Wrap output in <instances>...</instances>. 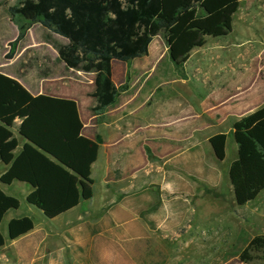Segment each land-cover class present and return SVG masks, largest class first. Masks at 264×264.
<instances>
[{
  "label": "crops",
  "instance_id": "crops-1",
  "mask_svg": "<svg viewBox=\"0 0 264 264\" xmlns=\"http://www.w3.org/2000/svg\"><path fill=\"white\" fill-rule=\"evenodd\" d=\"M17 5L18 0H0V22L4 24L0 28V74L19 83L32 97L46 96L74 102L82 124L81 136L98 145V155L91 168L93 197L90 201L81 202L76 208L53 220H47L41 212L34 208L32 210L29 205L28 211L23 214L18 211L7 213L1 225L5 238L7 225L11 220L30 218L34 228L15 241H6L5 246L0 248V261L6 264H63L67 262V249L71 246L83 255L84 262L107 264L110 255H116L117 252L147 254L153 236L159 240H171L177 236L175 226L184 221L202 222L201 233L204 236L216 232L218 224L213 223L221 222L225 217L221 209L227 202L221 197L224 191L228 192L229 199L236 206L227 177L228 166L236 158V147L232 139H228L226 155L230 160L226 161L225 158L223 163H219L208 141L217 135H229L234 123L264 105L248 109L243 105L246 109L236 107L235 95L244 91L238 84L235 85L236 88L232 86L227 89L226 93L214 88L203 98L205 100L199 102L178 101L181 94L178 88L168 92L171 102H156L153 106L136 103L135 94L138 89L131 85L134 82L132 68L144 65L147 57H143L128 64L112 62L114 86L120 87L127 81L128 75L130 87L120 96L124 100L119 102L116 99L103 116H95L92 112L96 106L92 97L95 91L91 89V85L80 89V92L74 91V87L68 89V83H61L67 79L68 72L57 55L61 40L39 24L28 26L23 19L12 20L8 9ZM23 25L28 27L27 34L13 47L12 58L6 60L9 45L18 37V26ZM203 47L198 50H203ZM242 57L243 52L236 53L233 58L235 62L228 65L226 76L235 72L232 66H236V71L241 68ZM16 64L18 75L16 71L14 74L8 71ZM40 67L46 69L45 74H39ZM32 70L34 72L31 73ZM186 75L190 79L187 71ZM187 89L195 97L197 88L189 86ZM157 103L158 112L155 115L162 114V118L159 116L151 119L148 118L150 113H141L145 107L153 109ZM20 125L21 121H14L11 130L19 142L16 156L27 143L17 133ZM162 129L164 132H159ZM160 142L162 146L155 145ZM231 147L232 155L229 153ZM147 155L160 161L156 180L147 174L139 177L132 174V161L135 157L140 158L142 165L146 164L143 169L152 164ZM186 155H189L190 162L202 169L199 176L202 175L204 179V174H211L209 188L217 197L199 196L198 199H193L191 191L188 196L182 192V175L191 174L182 168ZM223 164H226L224 169L221 168ZM7 170L8 167L0 165V176ZM0 189L13 198L20 195L25 204L32 191L30 186L18 182L10 186L0 184ZM126 193H131V198L118 197ZM204 205L208 208L201 212L199 209ZM151 223L155 226L154 230L150 228ZM118 238H122V244L118 243ZM176 245L179 250L180 244ZM130 261L133 262V258Z\"/></svg>",
  "mask_w": 264,
  "mask_h": 264
},
{
  "label": "trees",
  "instance_id": "trees-1",
  "mask_svg": "<svg viewBox=\"0 0 264 264\" xmlns=\"http://www.w3.org/2000/svg\"><path fill=\"white\" fill-rule=\"evenodd\" d=\"M242 0H18L8 9L12 20L20 18L28 26L39 24L61 40L59 60L68 71L94 76L96 106L92 112L103 116L127 86L116 88L112 62L123 64L148 56L154 38L167 49L172 68L181 80L187 78L185 65L190 53L205 46L207 39H223L232 31L233 18ZM28 27L18 26L12 49L26 36ZM17 131L27 143L19 146ZM82 124L74 102L32 97L19 83L0 74V165L8 170L0 184L18 182L30 186L26 204L53 220L93 197L91 168L98 145L81 136ZM228 139L236 147V158L228 166L227 177L237 207L254 202L264 192V107L232 126L229 135H217L208 143L217 162L226 158ZM20 203L0 189V248L30 233V218L11 220L7 237L1 225ZM264 216V209H263ZM264 260V236L252 238L237 256L242 264Z\"/></svg>",
  "mask_w": 264,
  "mask_h": 264
},
{
  "label": "rangeland",
  "instance_id": "rangeland-1",
  "mask_svg": "<svg viewBox=\"0 0 264 264\" xmlns=\"http://www.w3.org/2000/svg\"><path fill=\"white\" fill-rule=\"evenodd\" d=\"M3 25V22H0V28H3ZM206 43L203 50L195 49L193 51L185 65L190 79L188 77L185 80H181L170 64L164 42L159 38L153 39L150 53L144 60V65L132 68L134 82L131 85L138 89V93L135 94L137 95L136 103H147L153 106L156 102H171L168 92L178 88L181 93L180 98L177 99L178 101L196 100L199 102L205 100L203 98L214 88H217L220 92H225L230 87H235L238 84L243 87L241 90L244 91L242 94H237L238 96L235 95L234 103L236 107L246 106L248 109L259 105L263 106L264 0H242L239 10L233 18L231 33L223 40L209 39ZM55 46L57 47L58 45L55 44ZM1 48L2 46H0V50ZM201 51H204V53ZM237 52L244 53L241 62L242 66L238 71L235 69L236 66H232L235 72H230L231 76H226L227 70H229L228 65L230 63L234 64L233 58H235ZM217 54L218 57L216 56ZM16 68H18V64L8 69V71L13 74L16 71L18 75ZM38 71L41 75L46 73V69L44 70L42 67ZM66 75L67 79L61 83H68V89L74 87V91L81 92L83 88L91 85V89L95 91L93 75L75 71H68ZM124 85L127 86V89L130 87L128 75L127 81L125 80L121 86ZM189 86L197 88L195 97L188 92L189 89L187 88ZM122 93L124 92L119 94V98L117 97L119 102L124 100L120 97ZM132 102L134 101L132 100ZM156 112H158V103L153 109L145 107L141 111L144 115L150 113L151 115L148 118L157 119L159 116L162 118L161 116L163 115H155ZM159 132H164V129L159 130ZM161 143H156L155 145L160 147L162 146ZM229 153L232 155V147ZM226 156V161H229L228 154ZM147 157L150 160L149 162L152 163L147 166L148 170L146 171L147 167L143 169L146 164L142 165L140 158L135 157L132 161L134 164L132 174L136 177L147 174L148 177L153 176L154 180H156L160 171V161L152 158L151 155L150 157L147 155ZM190 161L189 155H186L182 162V168L191 173L189 176L186 174L182 175V192L188 196L191 191L193 199H198L199 196L204 198L217 197L209 188L211 186L210 181H212V179H209L211 174L207 172V174H204L203 179L202 175H198V173L202 172V169L196 167L195 163ZM226 164H223L221 168L224 169ZM118 197L120 199L131 198V193L119 195ZM221 197L227 201L225 206L221 207L222 214L225 217L221 222L213 223L218 224L216 232L213 231L204 236L201 233L203 229L202 222L184 221L175 226L178 231L176 232L177 236L171 240L168 238L159 240L153 236L147 254L130 255L117 252L116 255H110V261L107 264H242L238 261L237 256L245 249L252 238L264 236V192L254 202L244 207L234 206L233 201L229 199L227 191H224ZM15 198L21 203L20 209L17 210L18 213L23 214L24 211H28V205L24 203L20 195ZM155 208L157 209L156 206ZM207 208L204 205L199 210L204 212ZM11 212L13 213L14 211ZM150 228L154 230L155 226H153V223H151ZM118 243H123L122 238H118ZM178 243L180 244L179 250L176 245ZM253 257V261L249 264H264V260H262L260 255L253 254ZM83 258V255L76 249L68 246L67 262L63 264H91L88 261L84 262ZM130 258H133V262L130 261ZM0 264L6 263L0 261ZM93 264H102V262H94Z\"/></svg>",
  "mask_w": 264,
  "mask_h": 264
}]
</instances>
